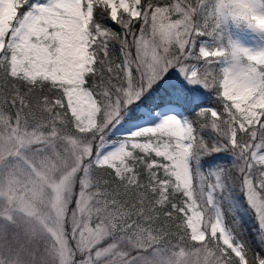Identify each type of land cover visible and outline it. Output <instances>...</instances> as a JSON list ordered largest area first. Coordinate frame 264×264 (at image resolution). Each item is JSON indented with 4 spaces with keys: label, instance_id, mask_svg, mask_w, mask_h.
I'll use <instances>...</instances> for the list:
<instances>
[{
    "label": "snow or ice",
    "instance_id": "6c2138e0",
    "mask_svg": "<svg viewBox=\"0 0 264 264\" xmlns=\"http://www.w3.org/2000/svg\"><path fill=\"white\" fill-rule=\"evenodd\" d=\"M229 19L264 0H0V136L72 161L64 264H264V51L213 45Z\"/></svg>",
    "mask_w": 264,
    "mask_h": 264
},
{
    "label": "rangeland",
    "instance_id": "374dc122",
    "mask_svg": "<svg viewBox=\"0 0 264 264\" xmlns=\"http://www.w3.org/2000/svg\"><path fill=\"white\" fill-rule=\"evenodd\" d=\"M211 9L209 3L208 10ZM211 43L249 52L264 51V33L229 19L220 23ZM128 130L123 128L116 136ZM43 147L37 144L21 149L18 142L0 136V264H64L67 258L63 233L71 217L65 219L58 214L56 205L58 196L67 201L71 195L70 190L61 192L60 185L71 171L72 161L44 151ZM229 162L226 156L214 161ZM201 166L207 168L209 164L202 161ZM220 209L226 223L234 222L235 230L241 216L255 222L243 192L235 187L227 190Z\"/></svg>",
    "mask_w": 264,
    "mask_h": 264
},
{
    "label": "trees",
    "instance_id": "16d2710c",
    "mask_svg": "<svg viewBox=\"0 0 264 264\" xmlns=\"http://www.w3.org/2000/svg\"><path fill=\"white\" fill-rule=\"evenodd\" d=\"M237 234L242 240H244L247 245L253 249V251H260V247L257 244L256 236V224L253 221H249L247 217L241 216L239 223L237 224Z\"/></svg>",
    "mask_w": 264,
    "mask_h": 264
}]
</instances>
